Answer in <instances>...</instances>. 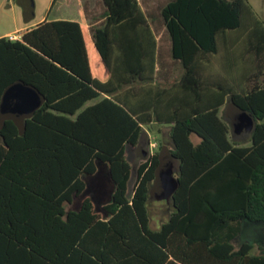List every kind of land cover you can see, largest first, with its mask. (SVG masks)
<instances>
[{"label":"trees","instance_id":"obj_1","mask_svg":"<svg viewBox=\"0 0 264 264\" xmlns=\"http://www.w3.org/2000/svg\"><path fill=\"white\" fill-rule=\"evenodd\" d=\"M102 3L91 42L105 82L77 22L0 38V105L16 85L41 99L21 125L0 120V264H264L232 245L244 220L264 224V23L247 0H169L159 16L182 74L164 86L138 1ZM224 106L249 117L248 146L230 139ZM154 124L177 163L157 230L147 203L163 146L136 168L127 157ZM99 176L110 194L98 211L87 192Z\"/></svg>","mask_w":264,"mask_h":264},{"label":"rangeland","instance_id":"obj_2","mask_svg":"<svg viewBox=\"0 0 264 264\" xmlns=\"http://www.w3.org/2000/svg\"><path fill=\"white\" fill-rule=\"evenodd\" d=\"M87 1L89 7L86 9L91 15L98 16L102 13L103 7L101 0H81L83 3ZM156 3L155 10L161 8L169 0H152ZM252 7L256 16L264 23V0H247ZM68 5V6H67ZM76 8L72 2L67 0H0V36L6 33H14L18 28L28 24L37 23L43 18L55 20L58 17L70 20L75 15ZM82 10V9H80ZM75 18V17H74ZM12 102L10 105H13ZM7 114L3 112L2 115ZM224 121L230 127V139L240 144L248 146L250 141V131L248 126L250 119L248 116L237 113L230 107H226L221 112ZM252 127V126H251ZM145 135L141 139L139 145L135 149L127 152V157L133 168H136L138 162L148 153H153L157 149L155 143L161 142L163 148L160 151L161 163L157 171L156 182L151 187L150 195L147 203L150 227L154 230L160 228L161 224L168 220L171 212L170 201L157 200L158 194L156 188L162 185L168 186V183L175 180L177 172V163L169 157L168 150L171 149L169 139V127L152 125L147 126ZM194 143L198 140L192 137ZM89 187L87 196H90L99 211L100 207L109 199L110 189L107 181L103 176L88 180ZM134 179L131 182L133 185ZM80 198L74 199L71 206H67V210H76L79 206ZM247 243L253 246L251 254L264 255V224L251 223L243 221L239 235L232 241V245L237 250L242 244Z\"/></svg>","mask_w":264,"mask_h":264},{"label":"crops","instance_id":"obj_3","mask_svg":"<svg viewBox=\"0 0 264 264\" xmlns=\"http://www.w3.org/2000/svg\"><path fill=\"white\" fill-rule=\"evenodd\" d=\"M69 1L72 2V5H74V7L76 8L75 15L73 16V18H70V20H65L64 18L58 17L52 21H73L77 22L81 26L86 41L87 54L89 58L88 62L91 75L94 79L99 80L100 82H105L108 79V74L104 69V66L91 42L92 29L101 28L104 24L105 18L101 15L104 11V5L102 3V0L101 6L103 7V11L98 16L91 15L89 12H87L88 10L86 11V9L89 7L87 1H84L82 3L81 0H67L68 4ZM137 1L141 7V10L145 14V17L148 21V24L156 41L155 81L161 83L164 86H167L181 76V65L178 61H175L171 57V40L159 16V9L155 10L156 3H154V1L152 2V0ZM44 21L51 20L43 18L37 23L28 24L26 26L16 29L14 33L3 34L0 36V38H8L10 36H13L15 40H20L21 35L24 33V31ZM94 102L95 101H90L86 105H91ZM224 108H226V106L222 107L221 112ZM156 145L157 144L155 143V147Z\"/></svg>","mask_w":264,"mask_h":264},{"label":"water","instance_id":"obj_4","mask_svg":"<svg viewBox=\"0 0 264 264\" xmlns=\"http://www.w3.org/2000/svg\"><path fill=\"white\" fill-rule=\"evenodd\" d=\"M12 102H14V106L10 105ZM40 102V97L32 89L22 85L13 86L5 92L2 98L0 120L2 118H11L21 125L22 119L28 117ZM3 112H7V114L2 115ZM247 129L251 130V126L249 125ZM174 188L175 180H170L168 186L163 184L162 187L156 188L158 194H156L155 198L157 200H170Z\"/></svg>","mask_w":264,"mask_h":264},{"label":"built area","instance_id":"obj_5","mask_svg":"<svg viewBox=\"0 0 264 264\" xmlns=\"http://www.w3.org/2000/svg\"><path fill=\"white\" fill-rule=\"evenodd\" d=\"M9 40H15L13 36L8 37Z\"/></svg>","mask_w":264,"mask_h":264}]
</instances>
